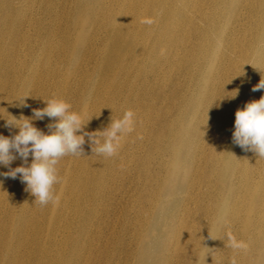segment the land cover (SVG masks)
<instances>
[{"label":"bare ground","instance_id":"obj_1","mask_svg":"<svg viewBox=\"0 0 264 264\" xmlns=\"http://www.w3.org/2000/svg\"><path fill=\"white\" fill-rule=\"evenodd\" d=\"M261 78L264 0H0V135L53 97L87 132L135 114L59 161L58 204L0 175V264H264V158L232 138Z\"/></svg>","mask_w":264,"mask_h":264},{"label":"clouds","instance_id":"obj_2","mask_svg":"<svg viewBox=\"0 0 264 264\" xmlns=\"http://www.w3.org/2000/svg\"><path fill=\"white\" fill-rule=\"evenodd\" d=\"M264 89V79L252 88V91ZM236 92L234 96H236ZM25 98V97H24ZM46 106L34 109L31 118L20 116L6 119L5 126L19 129L18 133L6 137L0 135V166L9 167L17 159L24 162L6 173H0L13 179L19 178L28 191L35 197L34 203L46 206L58 204L59 196L54 192V185L60 182L57 165L66 155L83 156L85 137L88 138L92 153L112 157L117 154L125 135L133 131L134 112L126 110L122 116L113 119L101 131H84L86 123L82 116L72 111V106L63 99L44 100ZM52 120L45 133L34 126L33 120ZM79 133V134H78ZM233 143L245 151L254 152L264 158V96L259 100L247 102L235 112ZM31 156V163H28ZM230 247L246 249L244 242L233 240Z\"/></svg>","mask_w":264,"mask_h":264},{"label":"rangeland","instance_id":"obj_3","mask_svg":"<svg viewBox=\"0 0 264 264\" xmlns=\"http://www.w3.org/2000/svg\"><path fill=\"white\" fill-rule=\"evenodd\" d=\"M120 206V205H119ZM119 209V208H118ZM117 211L114 212V216L112 217V222L116 225V227L118 226V221H117ZM115 221V222H114ZM117 223V224H116Z\"/></svg>","mask_w":264,"mask_h":264}]
</instances>
